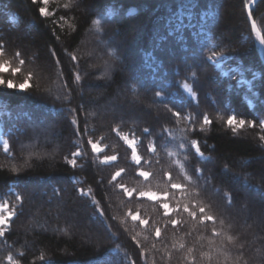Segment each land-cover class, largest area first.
Masks as SVG:
<instances>
[{
	"label": "trees",
	"instance_id": "1",
	"mask_svg": "<svg viewBox=\"0 0 264 264\" xmlns=\"http://www.w3.org/2000/svg\"><path fill=\"white\" fill-rule=\"evenodd\" d=\"M248 2L0 0V198L14 208L0 264H264V65ZM250 16L264 41V0ZM116 132L138 140V164Z\"/></svg>",
	"mask_w": 264,
	"mask_h": 264
},
{
	"label": "rangeland",
	"instance_id": "2",
	"mask_svg": "<svg viewBox=\"0 0 264 264\" xmlns=\"http://www.w3.org/2000/svg\"><path fill=\"white\" fill-rule=\"evenodd\" d=\"M88 43H86V47L89 46V39L87 40ZM107 46V43L101 44V47L105 50V47ZM6 68L4 66H0V71ZM26 84L24 83L22 85V87H20L21 89L23 88V86H25ZM131 97H125L124 100L128 101V103H132ZM145 108H149V106L145 105ZM117 136L119 137V139L122 141V143L131 151V161L135 164H138L140 162V158L136 152V146L138 143V140L136 138L133 137V135L130 134H122V133H118L116 132ZM0 145L3 146L4 148L7 147V144L5 142L3 133L1 131L0 128ZM195 147V151L197 152V154L199 156H201L198 151L196 146ZM91 148L92 151L95 155H99L100 153L103 152L104 148L101 147L98 143H91ZM75 156H78L77 153L75 154ZM115 160V157H103L100 159V161L102 163H111ZM71 164H74V160H70ZM139 175L146 177L147 174L143 173V172H139ZM31 189L35 190V186L32 184L30 185ZM35 192V191H34ZM87 192H83L84 195H86ZM127 196L130 195L129 192L126 193ZM143 198L149 199L151 201H160L163 200L165 197L163 196H158L154 193H144L140 195ZM246 202V201H245ZM162 208L166 211V213H169V208L167 206V204H161ZM61 209H59V211H57L59 214H62ZM237 215L238 218L240 219V228L241 230L247 234V235H254L256 234V231H260V222L254 221V215L251 212V210H249V208H247V206H240L237 210ZM14 214V208L9 204V201L6 198H0V236L4 233V231L6 230V227L8 226V220L13 216ZM131 218L133 220H138L139 217L137 215H132ZM70 227L72 229V231L74 232V234H78L81 237H85L88 238L89 236H93V234L90 232V227L88 225H83L82 223L79 222L78 219H76L75 217L71 216L70 218ZM40 223V225H39ZM41 226L45 225V227H48V222L45 221L43 218L40 219V222H37L36 220L34 222L31 223V226H29V229L31 228H35L37 226ZM40 227V228H41ZM49 229H52V232L56 231V228L54 227H49Z\"/></svg>",
	"mask_w": 264,
	"mask_h": 264
},
{
	"label": "water",
	"instance_id": "3",
	"mask_svg": "<svg viewBox=\"0 0 264 264\" xmlns=\"http://www.w3.org/2000/svg\"><path fill=\"white\" fill-rule=\"evenodd\" d=\"M259 0H251L247 6H246V10H247V17L248 20L251 24V29L253 34L256 36L257 41H258V54H259V58L261 60V62L264 65V41L263 38L261 36V34L259 33L256 25L254 24V22L252 21L251 17H250V12L252 10V8L255 6V4L258 2Z\"/></svg>",
	"mask_w": 264,
	"mask_h": 264
}]
</instances>
